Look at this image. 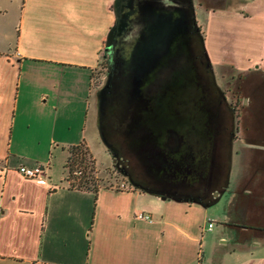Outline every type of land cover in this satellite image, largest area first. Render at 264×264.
<instances>
[{
    "label": "crops",
    "instance_id": "crops-1",
    "mask_svg": "<svg viewBox=\"0 0 264 264\" xmlns=\"http://www.w3.org/2000/svg\"><path fill=\"white\" fill-rule=\"evenodd\" d=\"M199 1L211 64L264 89V0ZM118 17L119 0H0V264H264V99L245 112L255 125L239 123L213 202L212 183L207 196L147 185L95 192L49 170L56 150L66 159L69 145L90 147L92 72ZM21 164L44 173L25 177Z\"/></svg>",
    "mask_w": 264,
    "mask_h": 264
},
{
    "label": "water",
    "instance_id": "water-1",
    "mask_svg": "<svg viewBox=\"0 0 264 264\" xmlns=\"http://www.w3.org/2000/svg\"><path fill=\"white\" fill-rule=\"evenodd\" d=\"M131 1H122L119 29L129 25ZM161 1L154 13L170 11L163 4L167 1ZM190 19L183 16L166 24L154 22L145 29L150 33L141 40L139 50L132 51L134 55L121 50L123 63H113L107 82L99 90L98 122L109 147L121 140L129 155L140 161L150 155L159 158L175 154L185 145L186 136L192 137L198 148L210 147L215 178L209 202H213L228 183L233 134L227 125L226 96L217 93L214 78L204 75L196 60L194 34L190 31L194 23ZM206 54V65L212 66ZM127 74L130 83H123ZM118 99L124 108L122 124L110 118ZM114 161L130 162L117 155ZM217 182L222 186H216Z\"/></svg>",
    "mask_w": 264,
    "mask_h": 264
},
{
    "label": "rangeland",
    "instance_id": "rangeland-1",
    "mask_svg": "<svg viewBox=\"0 0 264 264\" xmlns=\"http://www.w3.org/2000/svg\"><path fill=\"white\" fill-rule=\"evenodd\" d=\"M193 4L189 6V10L192 14L191 20H195V23L199 25L198 28L201 32L206 27V18L208 9L205 2H200L199 0H188ZM203 3V4H202ZM194 23V22H193ZM194 25V24H193ZM203 29V30H202ZM194 31L193 26H191V30ZM191 32V33H192ZM204 34V32H203ZM116 46L120 47L121 40L115 41ZM194 43V52L196 57V52L199 46V42L196 40V36L193 39ZM110 37L107 39L105 45L107 48L100 60L99 65L94 70V78H93V92L90 93V104L88 107L87 114V132L88 137L90 138L91 144L90 149L93 156L96 158L95 162V170L93 171V175L98 179L100 185H113L119 188H132L138 185H142L143 183L138 182L135 177L131 176L129 169L123 167V164L119 161H114V157L117 155L118 159L122 157L123 159H129V164L131 161L135 163V172L137 176L143 174V168L140 166L142 163L140 160L136 158L134 155H129L126 153H122L116 144L113 147H109L107 143L104 141L99 127V89L105 85L109 78V73L111 71L112 65L110 62V55L116 52V50L110 49ZM114 45V44H113ZM114 49V48H113ZM113 51V52H112ZM120 53V51H118ZM197 60V57H196ZM198 62V61H197ZM200 65V64H199ZM201 66V65H200ZM212 67V70H211ZM205 66V69L201 66V70L204 72V75L208 77L214 78V85L216 87L217 93L226 96L225 103L227 106V125L230 130L231 139H235L237 137V132L239 130L240 122H247L250 125H255V120L252 118L246 117L245 112H253L255 110V101L259 102L261 105L262 100L264 99V89H260L262 83H256V78L252 77L249 80L243 79L240 76L238 70L230 67V66H222L220 63L215 62L212 66ZM259 89V90H257ZM248 95L250 97L249 103H244V96ZM98 97V100H97ZM242 112L245 113L242 119ZM117 142V141H116ZM125 147L121 140L117 142ZM242 142L239 138L234 142V153L237 151ZM111 148V149H110ZM50 158V168L52 173L56 177H63L65 173L64 168V160L63 153L56 150L51 154ZM234 158L237 159V153L234 154ZM128 164V163H127ZM232 178L236 176V164L234 169L232 170ZM219 181V180H218ZM213 184V183H212ZM157 187V186H154ZM160 188V187H157Z\"/></svg>",
    "mask_w": 264,
    "mask_h": 264
},
{
    "label": "flooded vegetation",
    "instance_id": "flooded-vegetation-1",
    "mask_svg": "<svg viewBox=\"0 0 264 264\" xmlns=\"http://www.w3.org/2000/svg\"><path fill=\"white\" fill-rule=\"evenodd\" d=\"M122 1L119 0V8ZM158 1L132 0V12L128 18L129 25L127 28L119 29L118 22L116 23L112 29L113 38L110 40L109 46L114 48L113 50L120 51V53H122L121 50L124 52L138 51L141 40L150 33L145 29H149L154 22L166 24V22L170 23L174 19L182 20L183 16L190 19L188 0H166L167 2L163 4L170 11L154 13L153 9L156 8V5L162 3L161 0ZM117 40H121L120 47L116 46L115 41ZM131 54L134 55V52ZM184 141L185 145L178 148L175 154L167 153L159 158L154 155L146 156L140 163L144 173L139 176L135 172V163L132 161L130 164H123V167L129 169L131 176L143 183L142 185L157 186L164 190L184 194L207 196L210 185L215 178L211 164L210 147H207V150H203L202 146L198 148L190 136H186Z\"/></svg>",
    "mask_w": 264,
    "mask_h": 264
},
{
    "label": "trees",
    "instance_id": "trees-1",
    "mask_svg": "<svg viewBox=\"0 0 264 264\" xmlns=\"http://www.w3.org/2000/svg\"><path fill=\"white\" fill-rule=\"evenodd\" d=\"M194 22L193 26V34L196 36V40L199 42V46L196 52V57L198 63L205 69L206 63L208 61L207 54H206V46H205V31L201 32L199 29H195L194 27L198 28L199 25H197ZM109 48V47H108ZM113 50V48H110ZM113 52V51H112ZM123 57L122 54L116 51L113 53V55H110V62L111 64L113 62H118V64L123 63ZM211 67V66H210ZM212 70V67H211ZM94 78V71L92 72V79ZM123 83H130V75H126L125 81ZM93 85V82H92ZM124 98V97H123ZM119 104L117 108L115 109L114 113L112 114L109 112V114H112L110 116L111 119L114 120V122L118 124L124 123L123 119V103L121 104V99H118ZM118 149L122 153L129 154L126 147H123L121 144L114 142ZM111 149V148H110ZM68 155L64 162V168L66 170L65 179L68 182V185L70 187H77L82 189H91L95 192L98 191V188L100 186L98 179L93 175V171L95 170V162L96 158L93 156L89 145L85 140L80 141L76 144H71L67 147ZM216 186H222V182H217Z\"/></svg>",
    "mask_w": 264,
    "mask_h": 264
},
{
    "label": "built area",
    "instance_id": "built-area-1",
    "mask_svg": "<svg viewBox=\"0 0 264 264\" xmlns=\"http://www.w3.org/2000/svg\"><path fill=\"white\" fill-rule=\"evenodd\" d=\"M17 169L25 177H37L44 173V166L41 164H36V165L21 164L18 166ZM137 216L148 220L152 219V215L145 211H139L137 213ZM209 225L212 226L213 222H210Z\"/></svg>",
    "mask_w": 264,
    "mask_h": 264
}]
</instances>
